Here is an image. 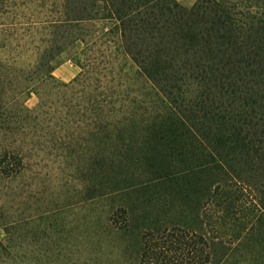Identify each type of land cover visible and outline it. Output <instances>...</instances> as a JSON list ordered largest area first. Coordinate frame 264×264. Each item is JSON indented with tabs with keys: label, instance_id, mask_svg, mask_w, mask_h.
Segmentation results:
<instances>
[{
	"label": "trees",
	"instance_id": "obj_1",
	"mask_svg": "<svg viewBox=\"0 0 264 264\" xmlns=\"http://www.w3.org/2000/svg\"><path fill=\"white\" fill-rule=\"evenodd\" d=\"M30 160L62 186L97 171L101 248ZM164 189L207 233L148 225L124 257L132 196ZM0 226V264H264V0H0Z\"/></svg>",
	"mask_w": 264,
	"mask_h": 264
},
{
	"label": "rangeland",
	"instance_id": "obj_2",
	"mask_svg": "<svg viewBox=\"0 0 264 264\" xmlns=\"http://www.w3.org/2000/svg\"><path fill=\"white\" fill-rule=\"evenodd\" d=\"M184 5H191L195 0H178ZM80 70L79 65L77 64L76 56L73 50L64 51L59 57V63L54 69V74L56 77L69 81L72 79ZM38 99L35 94L31 93L27 98V105L33 107L36 105ZM29 165L31 169L37 173H41L39 179V186L37 190L41 197L48 196L52 200L58 198L61 202L63 198H66V201L70 204L66 209L71 208L77 215L75 219L70 218V225H67V228H73L76 237L74 235L73 240H77L79 236L84 231L86 233L96 234V237L90 239L88 244L94 250L101 248L99 243V238H102L99 216L105 209V201L95 198L91 202L83 203L81 199H84L86 196L85 190L87 182L92 181L97 183L99 180L97 171L93 174H85L82 178L73 183H60L56 180L47 179V171L49 170L48 165L44 161L30 160ZM95 180V181H94ZM148 195H151L150 200L146 195H133L132 199L135 204V211L138 215L137 220L135 221V228L126 234H122L116 237L115 243L120 245L122 248L125 246L127 249L124 251V257L134 258L137 256L141 246V234L144 228L148 225L150 226H164L174 223H180L185 227L195 228L201 233H207L204 224L201 222L200 217L198 216L194 206L183 205V200L180 197V193H172L170 189H164L161 192L151 193L148 191ZM130 198V197H129ZM118 199V198H117ZM145 199H148L150 202H146ZM79 203V204H78ZM78 204L77 206H75ZM145 215V217H143ZM89 219L92 221L89 222ZM5 231L2 226H0V237L4 236ZM84 234V233H83ZM217 247V248H216ZM226 248V247H225ZM101 250V249H100ZM214 255L221 256L224 248L216 245L212 247ZM237 253L231 254V258L227 264H235ZM236 255V256H235Z\"/></svg>",
	"mask_w": 264,
	"mask_h": 264
}]
</instances>
